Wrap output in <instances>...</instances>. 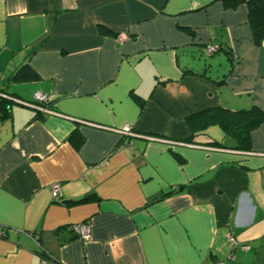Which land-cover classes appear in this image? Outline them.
Returning a JSON list of instances; mask_svg holds the SVG:
<instances>
[{"label":"crops","instance_id":"obj_1","mask_svg":"<svg viewBox=\"0 0 264 264\" xmlns=\"http://www.w3.org/2000/svg\"><path fill=\"white\" fill-rule=\"evenodd\" d=\"M0 101V264H264V122L185 141L194 112L264 111L245 3L0 0Z\"/></svg>","mask_w":264,"mask_h":264},{"label":"trees","instance_id":"obj_2","mask_svg":"<svg viewBox=\"0 0 264 264\" xmlns=\"http://www.w3.org/2000/svg\"><path fill=\"white\" fill-rule=\"evenodd\" d=\"M226 7H235L240 3H245L248 8V21L252 29L253 39L256 44L264 40V0H221ZM220 48V47H218ZM13 78L17 80L35 79L36 74L29 64L20 66ZM2 101H0L1 103ZM47 102V100H46ZM44 102V104H46ZM7 107L0 106V119L4 117ZM191 137L185 141L190 142L198 133L203 132L209 126L218 125L223 133L233 138L234 148L246 150L250 145V133L260 123L264 122V111L252 106L248 109L232 110L223 106L210 107L188 115L185 119ZM170 194V192L161 195V197ZM160 197V198H161ZM91 196H84L78 200L86 201ZM157 198V199H160ZM43 250L41 255L44 254ZM48 254V253H46Z\"/></svg>","mask_w":264,"mask_h":264},{"label":"built area","instance_id":"obj_3","mask_svg":"<svg viewBox=\"0 0 264 264\" xmlns=\"http://www.w3.org/2000/svg\"><path fill=\"white\" fill-rule=\"evenodd\" d=\"M119 40L123 39V36H119L118 37ZM216 47L208 44L204 47V52H206L207 54H213L216 51ZM33 98H34V103L37 102V104L40 103H44L47 100V97L45 96V94L41 93V92H35L33 94ZM48 113H54L51 110H45ZM123 133H132L130 131V128L128 126H125L124 128H122L121 130ZM52 195L53 197L56 199L59 196V183H54L52 184ZM71 230L73 232H75L76 234H78L80 236L81 239L85 240L89 237V231L87 229L86 225H81V224H73L70 226ZM244 249H247L248 246H243ZM39 264H61L59 262H57L55 259H53L50 255L44 253L42 255H40V259H39Z\"/></svg>","mask_w":264,"mask_h":264},{"label":"water","instance_id":"obj_4","mask_svg":"<svg viewBox=\"0 0 264 264\" xmlns=\"http://www.w3.org/2000/svg\"><path fill=\"white\" fill-rule=\"evenodd\" d=\"M69 201H70V200H62L61 203H62V204H67V203H69Z\"/></svg>","mask_w":264,"mask_h":264},{"label":"rangeland","instance_id":"obj_5","mask_svg":"<svg viewBox=\"0 0 264 264\" xmlns=\"http://www.w3.org/2000/svg\"><path fill=\"white\" fill-rule=\"evenodd\" d=\"M207 59H209V58H207Z\"/></svg>","mask_w":264,"mask_h":264}]
</instances>
